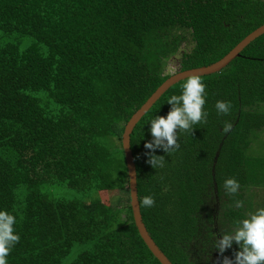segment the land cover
Masks as SVG:
<instances>
[{
	"label": "trees",
	"instance_id": "1",
	"mask_svg": "<svg viewBox=\"0 0 264 264\" xmlns=\"http://www.w3.org/2000/svg\"><path fill=\"white\" fill-rule=\"evenodd\" d=\"M263 23L264 0H0V211L20 236L8 264H162L134 220L125 125L174 73L173 56L178 70L208 65ZM200 77L207 123L178 133L177 151L157 149L162 168L147 163L150 122L187 78L131 134L143 220L174 264H222L216 239L264 208V156L247 153L264 141V34ZM115 189L125 202L105 203ZM237 251L234 241L223 256Z\"/></svg>",
	"mask_w": 264,
	"mask_h": 264
},
{
	"label": "clouds",
	"instance_id": "2",
	"mask_svg": "<svg viewBox=\"0 0 264 264\" xmlns=\"http://www.w3.org/2000/svg\"><path fill=\"white\" fill-rule=\"evenodd\" d=\"M181 95H172L167 103L171 110L164 116H156L151 120L152 140L146 142L144 147L149 151L147 163L153 168L163 167L165 157L156 155L157 149L170 154L180 148L178 133L191 134L194 126L207 123L208 113L204 111L206 85L197 74L190 75L182 86ZM218 115H228L231 112V102L217 101L215 104ZM232 123L225 121L223 132L232 130ZM229 195L237 194L240 184L234 178L226 179L223 185ZM142 206L153 207L155 199L145 196ZM242 201H236V207H242ZM16 218L7 211H0V264H8L7 257L14 246L19 243L20 236L15 234ZM239 245L240 251L234 253V261L223 253L230 249L233 242ZM215 248L222 256V264H264V208L258 209L249 218L240 222L233 233H226L222 238L216 239Z\"/></svg>",
	"mask_w": 264,
	"mask_h": 264
},
{
	"label": "water",
	"instance_id": "3",
	"mask_svg": "<svg viewBox=\"0 0 264 264\" xmlns=\"http://www.w3.org/2000/svg\"><path fill=\"white\" fill-rule=\"evenodd\" d=\"M264 34V23L246 35L236 46H234L226 55L219 60L210 63L208 65H202L199 67H193L184 70H178L172 73L144 102V104L137 109V111L131 116L125 125V129L122 134V144L125 153V161L128 169V186L130 189V204L133 210L134 220L140 232V235L144 239L145 243L152 251V253L159 259L162 264H174L167 254L159 247L152 235L150 234L141 212V205L138 193V181H137V167L131 148V134L140 121V119L150 110V108L156 103V101L174 84L188 78L192 74L207 75L220 71L226 67L233 59L241 54V51L257 37Z\"/></svg>",
	"mask_w": 264,
	"mask_h": 264
},
{
	"label": "rangeland",
	"instance_id": "4",
	"mask_svg": "<svg viewBox=\"0 0 264 264\" xmlns=\"http://www.w3.org/2000/svg\"><path fill=\"white\" fill-rule=\"evenodd\" d=\"M178 62H177V56H173L172 59H170L169 62V71L172 72H177L178 71ZM180 70V69H179ZM264 144V141L261 142V144ZM254 147H256V141L254 140V138H252V143L250 145V147L247 149V153L249 155H254L255 154V150ZM259 192H262V190H260ZM100 196L102 197V200L107 203H117L118 198H123V202H125L126 199V192L125 191H120L119 189H115V190H111V191H104L100 194Z\"/></svg>",
	"mask_w": 264,
	"mask_h": 264
},
{
	"label": "crops",
	"instance_id": "5",
	"mask_svg": "<svg viewBox=\"0 0 264 264\" xmlns=\"http://www.w3.org/2000/svg\"><path fill=\"white\" fill-rule=\"evenodd\" d=\"M261 139H264V131H262L260 133ZM258 151H260V153L264 156V144L261 142H256V147H255V152L258 153ZM261 168H258L256 170H261V172H264V168L263 166H260Z\"/></svg>",
	"mask_w": 264,
	"mask_h": 264
},
{
	"label": "flooded vegetation",
	"instance_id": "6",
	"mask_svg": "<svg viewBox=\"0 0 264 264\" xmlns=\"http://www.w3.org/2000/svg\"><path fill=\"white\" fill-rule=\"evenodd\" d=\"M254 150H255V147H254ZM254 199H256V198H254ZM214 201H212V203H213ZM217 202V203H216ZM215 206L216 207H218L219 206V201H215ZM217 261H216V264H221V262H220V258H219V255L217 256Z\"/></svg>",
	"mask_w": 264,
	"mask_h": 264
}]
</instances>
